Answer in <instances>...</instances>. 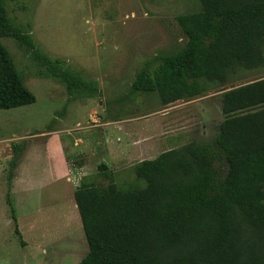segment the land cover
I'll use <instances>...</instances> for the list:
<instances>
[{
	"label": "trees",
	"instance_id": "16d2710c",
	"mask_svg": "<svg viewBox=\"0 0 264 264\" xmlns=\"http://www.w3.org/2000/svg\"><path fill=\"white\" fill-rule=\"evenodd\" d=\"M199 2L177 17L185 43L148 61L132 90L156 93L163 106L225 91L224 120L212 142H189L132 166L127 186L105 163L82 180L74 199L89 252L79 264H264V78L226 90L241 73L264 70V0ZM3 38L32 52L40 74L63 83L71 98L102 94L97 82L43 54L0 0V110L36 102ZM26 146L12 145L9 181Z\"/></svg>",
	"mask_w": 264,
	"mask_h": 264
},
{
	"label": "rangeland",
	"instance_id": "374dc122",
	"mask_svg": "<svg viewBox=\"0 0 264 264\" xmlns=\"http://www.w3.org/2000/svg\"><path fill=\"white\" fill-rule=\"evenodd\" d=\"M6 3L11 18L30 31L43 54L65 61L87 80L97 82L102 94L71 98L63 83L40 74L32 52L13 39H2L36 102L0 110V264H79L89 252L74 202V192L82 180L97 176L100 164L112 162L118 183L127 186L135 181L133 164L145 158L153 160L185 143L212 142L224 120L221 92H210L196 102L172 104L167 109L173 111V118L163 126L157 124L160 121L155 116L166 109L158 95L135 94L132 90L138 72L148 61L185 43L177 17L198 10L200 2L6 0ZM262 78L264 70L241 73L226 90ZM100 119L101 124L109 125L95 126L94 121ZM54 132L65 144L72 172L71 186L54 147L50 146V158L45 151L41 155L34 145L25 169L33 176L35 189L26 201L10 190L12 145L27 142V150L32 139L40 140L42 134L50 136ZM136 136L146 144L138 153L130 150ZM82 153L88 155L83 157L84 166L79 167ZM135 153L139 158L121 165L125 154ZM215 167L222 176L226 175L227 165L222 157L216 159ZM140 183L145 188L146 183ZM17 230L25 235L26 245Z\"/></svg>",
	"mask_w": 264,
	"mask_h": 264
},
{
	"label": "crops",
	"instance_id": "0c3cea01",
	"mask_svg": "<svg viewBox=\"0 0 264 264\" xmlns=\"http://www.w3.org/2000/svg\"><path fill=\"white\" fill-rule=\"evenodd\" d=\"M197 100L198 99L193 100V101H189V102H196ZM182 102L183 101H179V102H176L174 104H177V103L179 104V103H182ZM171 105L166 106V109L163 112H161V114L155 115L156 117H158V119L160 121L159 123H157L158 125H163L164 126L165 125V123H164L165 121H168L170 118H173V114L174 113H171L173 111L167 109ZM153 117H151V119ZM94 122L95 123H93V124H96L95 126H97V125H100V126L102 125L103 126L105 124L109 125V123L101 124L102 123L101 119H100V122H97V121H94ZM55 133L56 132L50 133V136L48 134H42L44 137L41 138L40 140L32 139L30 141V144H29L27 150H25V153H24L25 156L23 155V158L21 160L23 163L20 162L19 166L17 167L18 170H16L17 172L15 171V176H14L13 180L11 181V185H10V190H12L15 194H17L18 197L22 196L24 198V200L27 201V199H28L27 196L31 195L33 193L34 189H35V185L33 184L34 182L32 180L33 176L30 174L29 171L26 172V169H25L26 168V164H28L29 159L31 157V148L34 145L38 147L36 149L40 150V154L41 155H43L42 152L45 151V152L48 153L50 158H51V155L49 153V149L51 148L50 146L52 145L54 147L55 153L57 155V159L59 160V162L62 163V165L67 170V173H68L67 182L71 186L70 183L72 182V174H71L72 172H71V167H70L69 160H68L69 158L67 156L66 149H65V144H64L63 140L60 139L59 137H57V135ZM185 144H187V143H185ZM185 144H183V145H185ZM132 145H133V147L131 146L130 150H136L137 153H138L139 151L142 152L144 150L142 148L145 147L146 144L140 140V137L136 136V137L133 138ZM171 149H175V148H171ZM171 149H169V150H171ZM169 150H167V151H169ZM137 153L131 154V155L125 154L121 158L124 161V162H121V165H123V163H124V165H127L130 162H133V159L139 158V157L136 156ZM86 155H88V154L87 153H82V157L79 158V167H83L84 166L85 163L83 162V159H84L83 157L86 156ZM145 159H142L141 161H138L137 163L142 162ZM108 160H109V157H108ZM115 162H117V161H115ZM109 163L111 164V165L108 164L109 168L111 170H113L112 168L115 166V163H112V162H109ZM134 165L135 164H133V166ZM10 195H11V193H10ZM22 202L24 203V201H22ZM74 202H75V199H74ZM75 206H76V203H75ZM76 208H77V206H76ZM79 225H80V227H82V222H81L80 216H79ZM82 229H83V227H82ZM27 233H29V232L27 231L26 234ZM64 235L66 236L67 233L64 234ZM20 236H21L22 240L24 241V243L26 245V242L28 243V241H26V239H24L25 235H23V233H20ZM65 236L63 238L66 239Z\"/></svg>",
	"mask_w": 264,
	"mask_h": 264
},
{
	"label": "water",
	"instance_id": "95a60500",
	"mask_svg": "<svg viewBox=\"0 0 264 264\" xmlns=\"http://www.w3.org/2000/svg\"><path fill=\"white\" fill-rule=\"evenodd\" d=\"M225 91H222L220 94L224 93Z\"/></svg>",
	"mask_w": 264,
	"mask_h": 264
}]
</instances>
